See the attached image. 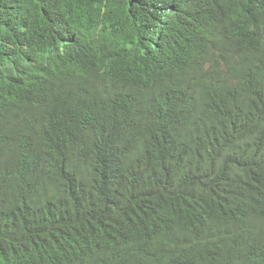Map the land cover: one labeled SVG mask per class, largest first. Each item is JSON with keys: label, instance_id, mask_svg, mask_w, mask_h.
Segmentation results:
<instances>
[{"label": "trees", "instance_id": "16d2710c", "mask_svg": "<svg viewBox=\"0 0 264 264\" xmlns=\"http://www.w3.org/2000/svg\"><path fill=\"white\" fill-rule=\"evenodd\" d=\"M202 5L0 0V264H264V0Z\"/></svg>", "mask_w": 264, "mask_h": 264}, {"label": "clouds", "instance_id": "9594fccd", "mask_svg": "<svg viewBox=\"0 0 264 264\" xmlns=\"http://www.w3.org/2000/svg\"><path fill=\"white\" fill-rule=\"evenodd\" d=\"M216 4H217V0H203L202 10L199 16L206 20L207 11L210 8L214 7ZM225 15L226 14H224L220 20V36L222 38H227L228 28L230 27V24H227V25L224 24ZM258 25H259V17L250 13V17H247L242 23L237 24L236 27H238L241 30V34L239 36H242V35H247L251 33L252 31L256 30ZM186 28H187V25L185 29ZM97 29L99 30L98 31L99 39H97V47L92 52H90V54L100 59H104V60L110 59L113 56L114 51H115L114 37L118 34V32L116 29H112L111 31L105 33L106 30H100L99 28ZM83 33L84 32L82 31L79 38L83 35ZM72 54H74L73 51H72ZM214 80H221V73L215 75ZM210 88L211 87H204V90L207 91ZM77 200H78L77 198H72L68 202L77 201ZM166 215H168V213L165 214V216Z\"/></svg>", "mask_w": 264, "mask_h": 264}]
</instances>
